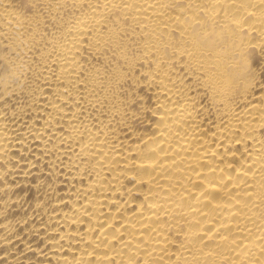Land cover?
Masks as SVG:
<instances>
[{
    "label": "bare ground",
    "instance_id": "bare-ground-1",
    "mask_svg": "<svg viewBox=\"0 0 264 264\" xmlns=\"http://www.w3.org/2000/svg\"><path fill=\"white\" fill-rule=\"evenodd\" d=\"M0 264H264V0H0Z\"/></svg>",
    "mask_w": 264,
    "mask_h": 264
}]
</instances>
